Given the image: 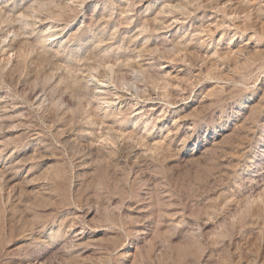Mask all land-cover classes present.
I'll use <instances>...</instances> for the list:
<instances>
[{
  "label": "rangeland",
  "instance_id": "374dc122",
  "mask_svg": "<svg viewBox=\"0 0 264 264\" xmlns=\"http://www.w3.org/2000/svg\"><path fill=\"white\" fill-rule=\"evenodd\" d=\"M0 264H264V0H0Z\"/></svg>",
  "mask_w": 264,
  "mask_h": 264
}]
</instances>
